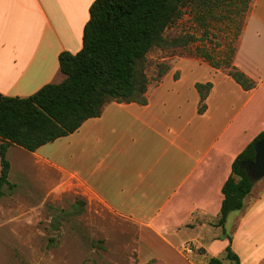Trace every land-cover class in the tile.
Wrapping results in <instances>:
<instances>
[{"label": "crops", "instance_id": "crops-1", "mask_svg": "<svg viewBox=\"0 0 264 264\" xmlns=\"http://www.w3.org/2000/svg\"><path fill=\"white\" fill-rule=\"evenodd\" d=\"M94 1L0 0V92L29 97L62 82L59 56L83 48ZM187 61L205 72L194 73ZM167 63L160 79L150 78L146 104L108 102L100 116L32 153L58 173L54 193L102 204L134 225L138 256L176 260L185 256L180 245L194 240L201 256H226L231 245L240 264H264V176L230 228L236 211L216 224L234 160L264 131V0H251L233 57L254 80L252 89L199 57ZM207 82L212 88L200 111L196 84ZM191 230L200 233L184 236Z\"/></svg>", "mask_w": 264, "mask_h": 264}, {"label": "trees", "instance_id": "trees-1", "mask_svg": "<svg viewBox=\"0 0 264 264\" xmlns=\"http://www.w3.org/2000/svg\"><path fill=\"white\" fill-rule=\"evenodd\" d=\"M195 1L95 0L84 27L83 48L75 54L63 51L59 56L61 70L66 75L62 82L46 84L29 97L0 92V197L5 194V185L15 187L9 180L11 162L7 153L11 145L36 151L75 132L89 118L100 116L108 102L147 103L150 82L146 72L147 55L155 47L181 44L180 38L169 40L164 33L181 17L183 7ZM213 1L239 3L246 11L251 3V0H205L203 3ZM210 64L226 67L228 74L247 90L255 86L254 80L233 61L222 64L210 60ZM196 87L201 95L199 109L203 111L212 83H197ZM262 139L264 131L234 160L232 173L222 189L224 199L218 226L225 225L231 212L244 207L245 198L255 183L252 170L244 162L255 158V145ZM239 175L242 179L237 181ZM226 259L231 264H240L231 245L226 248ZM206 264L226 263L212 256Z\"/></svg>", "mask_w": 264, "mask_h": 264}, {"label": "rangeland", "instance_id": "rangeland-1", "mask_svg": "<svg viewBox=\"0 0 264 264\" xmlns=\"http://www.w3.org/2000/svg\"><path fill=\"white\" fill-rule=\"evenodd\" d=\"M204 1L196 0L183 7L181 17L165 31L169 40L180 38V45L155 47L148 53L149 79L158 78L168 69V61L185 56L209 63L233 61L249 10L239 3ZM186 64L194 73L205 72L200 65L192 66L189 61ZM7 156L11 162L9 180L15 187L5 185V194L0 197V264L207 263L209 256H201V248L194 240L180 245L185 256H176V260L175 256H138L139 230L134 225L102 204L89 205L82 196L54 193L58 173L38 163L32 152L14 145ZM238 213L231 216L227 230ZM198 233L200 230H191L184 236ZM186 246L194 253H188ZM218 257L229 264L226 256Z\"/></svg>", "mask_w": 264, "mask_h": 264}, {"label": "water", "instance_id": "water-1", "mask_svg": "<svg viewBox=\"0 0 264 264\" xmlns=\"http://www.w3.org/2000/svg\"><path fill=\"white\" fill-rule=\"evenodd\" d=\"M255 150V158L245 161L244 164L252 170L254 179H259L264 176V139L256 143ZM240 179L242 176L239 175L237 181Z\"/></svg>", "mask_w": 264, "mask_h": 264}, {"label": "built area", "instance_id": "built-area-1", "mask_svg": "<svg viewBox=\"0 0 264 264\" xmlns=\"http://www.w3.org/2000/svg\"><path fill=\"white\" fill-rule=\"evenodd\" d=\"M186 248H187V246H186ZM187 251H188V253H192L194 250L190 247V248H187Z\"/></svg>", "mask_w": 264, "mask_h": 264}]
</instances>
